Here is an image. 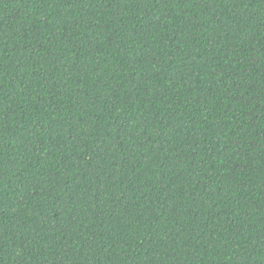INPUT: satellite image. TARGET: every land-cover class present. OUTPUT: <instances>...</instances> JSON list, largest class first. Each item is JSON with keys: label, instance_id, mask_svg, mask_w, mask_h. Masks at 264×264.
I'll return each instance as SVG.
<instances>
[{"label": "trees", "instance_id": "obj_1", "mask_svg": "<svg viewBox=\"0 0 264 264\" xmlns=\"http://www.w3.org/2000/svg\"><path fill=\"white\" fill-rule=\"evenodd\" d=\"M0 264H264V0H0Z\"/></svg>", "mask_w": 264, "mask_h": 264}]
</instances>
